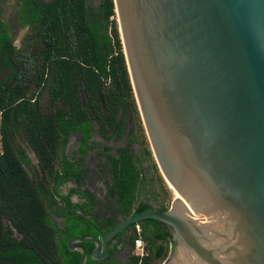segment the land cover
Listing matches in <instances>:
<instances>
[{"label": "water", "instance_id": "water-1", "mask_svg": "<svg viewBox=\"0 0 264 264\" xmlns=\"http://www.w3.org/2000/svg\"><path fill=\"white\" fill-rule=\"evenodd\" d=\"M113 3L143 127L176 197L165 213L73 237L68 251L86 264L91 243L100 261L119 233L151 219L174 243L162 264H264V0Z\"/></svg>", "mask_w": 264, "mask_h": 264}, {"label": "trees", "instance_id": "trees-1", "mask_svg": "<svg viewBox=\"0 0 264 264\" xmlns=\"http://www.w3.org/2000/svg\"><path fill=\"white\" fill-rule=\"evenodd\" d=\"M16 1L21 24L31 26L33 34L32 43L22 49L9 38L4 64L10 74L0 81V264H79L80 254L66 246L71 238L96 236L94 229L107 234L130 216L168 208L153 194L157 205L142 197L145 189L157 193L134 157L122 149L118 158H105L107 197L115 208L100 221L98 199L82 188L83 169L73 167L65 154L70 134L78 133V152L84 155L92 149L93 122L101 131L112 128L119 110L130 109L128 100L136 104L113 0H100L96 7L87 0ZM19 133L37 161L30 172V159L14 147L13 135ZM82 160L78 157L75 164L82 166ZM69 181L75 187L63 193L61 187ZM72 196L80 202L74 203ZM163 226L151 219L131 225L122 264H154L166 257V244L171 252L174 243ZM138 236L142 256L130 253ZM82 245L86 264H119L115 246L102 260L92 261L93 245Z\"/></svg>", "mask_w": 264, "mask_h": 264}, {"label": "flooded vegetation", "instance_id": "flooded-vegetation-1", "mask_svg": "<svg viewBox=\"0 0 264 264\" xmlns=\"http://www.w3.org/2000/svg\"><path fill=\"white\" fill-rule=\"evenodd\" d=\"M7 1L8 0H0V4H4ZM3 12L4 11L1 10V8H0V75L2 74V71L4 68H8L4 64V62L7 61L9 58L8 53H7L8 40H9V38H11V40H12L11 33L9 30L10 29L9 28V20L5 19V17L3 16ZM17 18H18L17 23L19 24V27L21 29L31 28V26H29V25L23 26L24 24L23 23L21 24L18 11H17ZM12 45L14 47H16L17 49L23 47V46H20V47L16 46V44L13 41H12ZM3 80L0 79V81H3ZM137 109H138V107H137ZM128 111L129 110L126 111L125 117L123 118V110L121 108L119 110L118 115H117L115 125L112 128L108 127L103 131H101L100 125H98L96 122H93L92 127L94 130V134L89 139V144L92 146V149L88 150L87 153L84 155H80L78 152V149H79L78 133L70 134L68 136L65 154L67 156L68 161L71 164H73V167H79L80 169L81 168L83 169V172H84V174L82 175V179H83L82 188L83 189H86V188H84V186H85L87 179L89 178V175H90V169L88 167L87 158L90 156L91 153H95L101 159L100 169H101V172L104 174V176L106 175L104 172V166L106 164V159H105L106 156H112L114 158H118L119 157V151L122 149L129 151L131 156L134 157L135 161L139 165L141 172L144 173V177L147 175L146 169H144V167L142 166L144 159L146 157H148L147 153H146L147 149H143V148L138 147L139 148L137 151L138 153L135 154L134 147L137 146L138 143L141 145L140 132L137 130L133 131V129L131 128V124L129 123V121H132V117H128V114L130 115V113ZM140 120H141V117H140ZM141 123H142V120H141ZM142 126H143V123H142ZM143 131H144V127H143ZM144 133H145V131H144ZM142 134H143V132H142ZM96 138H99L100 141H98ZM72 144H74L75 149H69V147ZM115 144H117V146H115ZM14 147H15V145H14ZM19 150H22L24 152V154L26 155V153L23 149H19ZM78 157H81L83 159L82 160V166H78L75 164V162L78 160ZM105 177L109 180V177L107 175ZM66 184L68 185L69 188L75 187V184L73 181H69ZM88 191H90V190H88ZM144 191L146 193L144 196L145 199H147L148 203H151L153 205L154 202L152 201V198H153L152 196L155 195L157 198H158V196L152 192H148V189H145ZM106 197H107V187H106ZM72 201L74 203L80 202V200L76 196H72ZM107 201L109 203L104 208H102V206H100L99 201H98V205L96 207V210L102 216L100 221L104 220V219H108L111 215L114 214V208L115 207L113 204V200L108 199V197H107ZM156 212H159V211H156ZM82 216L84 217L85 215L83 214ZM130 228H131V226L128 227V230H124V234L122 235L121 239L113 240L110 243V245L108 244V250H111L114 246H115V250H117V251L120 250V248L128 247L130 238L133 235V230ZM162 229L166 233L170 234V236L172 238L171 231H170L168 226L165 225V226H163ZM94 231L96 232L97 235L96 236L90 235V236L97 237L98 231L102 233V231H100L98 229H94ZM118 241H122V243H119ZM115 258H116V256L114 257V259Z\"/></svg>", "mask_w": 264, "mask_h": 264}, {"label": "rangeland", "instance_id": "rangeland-1", "mask_svg": "<svg viewBox=\"0 0 264 264\" xmlns=\"http://www.w3.org/2000/svg\"><path fill=\"white\" fill-rule=\"evenodd\" d=\"M100 0H87V3L91 7H96L98 5ZM1 10H3V16L5 19L9 20V30L11 33L12 41L16 44V46H26L28 44H31V36H32V29H21L19 27V24L17 23V11H18V3L16 0H8L4 4H0ZM22 47V48H23ZM19 48V49H22ZM10 74V69L9 68H4V75L5 77L2 76L1 80H5L8 78ZM30 95V93H29ZM131 99V98H130ZM136 102V101H135ZM130 109H128L130 115L128 114V117H132V121H129L131 124V128L134 130H137L140 132V141L141 145L138 143L137 146L134 147V152L137 154L139 148L147 149L148 151L151 152V157H146L143 161L142 166L144 169H146V178L151 179L152 181V187L151 190H153L155 193H157L159 199L163 200L164 206H166L168 209L170 208L171 202L174 199V194L173 192L167 187L165 184V181L163 180L159 169L156 165L155 159L153 157L150 144L148 142L147 136L145 135L143 131V126L140 120V115L138 113V109L133 104L130 103V100H128ZM126 110H123V118L125 117ZM133 123V124H132ZM134 125V126H133ZM143 132V134H142ZM13 142L16 147V149H23L27 155V157L30 159L31 165L27 167V170L30 172L32 169H35L37 166V161L36 158L29 148L25 137L23 136L22 133L15 134L13 135ZM98 141L99 138H96ZM117 146V144H115ZM139 147V148H138ZM69 149H75L74 144H72ZM97 151V150H96ZM95 155V156H94ZM88 160V167L90 169V175L89 178L87 179V182L84 186V188L88 189L93 193L98 201L100 206L102 208L106 207L108 205L107 197H106V187L110 183V181L104 176V174L101 172L100 169V163L101 159L95 154L91 153L90 156L87 158ZM34 167V168H33ZM142 176L144 177V173H142ZM69 188L68 185H63L61 187V191L64 193L66 189ZM145 191H144V196H145ZM142 196V197H144ZM153 205H157V203H153ZM140 229V227H139ZM166 252L167 255L166 257L158 258L156 261H154V264H162L167 256L169 255L170 252V246L166 244ZM146 251V250H145ZM130 253H135V250L132 249ZM148 253V251H146ZM128 254V247L126 248H120V252L116 254L115 261L118 262L119 264H122Z\"/></svg>", "mask_w": 264, "mask_h": 264}, {"label": "built area", "instance_id": "built-area-1", "mask_svg": "<svg viewBox=\"0 0 264 264\" xmlns=\"http://www.w3.org/2000/svg\"><path fill=\"white\" fill-rule=\"evenodd\" d=\"M136 232H139L138 228L136 229ZM134 250L136 255L142 256L144 254V244L139 236L134 241Z\"/></svg>", "mask_w": 264, "mask_h": 264}, {"label": "bare ground", "instance_id": "bare-ground-1", "mask_svg": "<svg viewBox=\"0 0 264 264\" xmlns=\"http://www.w3.org/2000/svg\"><path fill=\"white\" fill-rule=\"evenodd\" d=\"M165 184H166V185H167V187L170 189V187L168 186V184H167V183H165ZM170 190H171V189H170ZM171 191H172V190H171ZM173 194H174V193H173ZM174 197H176V196H175V194H174Z\"/></svg>", "mask_w": 264, "mask_h": 264}]
</instances>
